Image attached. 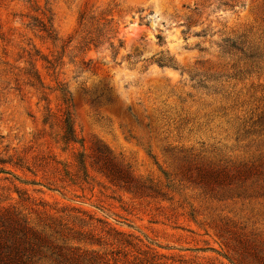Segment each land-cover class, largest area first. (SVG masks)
I'll list each match as a JSON object with an SVG mask.
<instances>
[{
    "label": "rangeland",
    "instance_id": "rangeland-1",
    "mask_svg": "<svg viewBox=\"0 0 264 264\" xmlns=\"http://www.w3.org/2000/svg\"><path fill=\"white\" fill-rule=\"evenodd\" d=\"M237 37L261 50L223 49ZM84 73L91 87L70 89ZM96 151L147 190L113 184ZM79 155L89 178L74 185ZM243 164L259 175L213 190L187 179ZM0 171V208L39 229L76 218L102 237L85 248L128 239L171 264H230L226 227L264 240V0H0Z\"/></svg>",
    "mask_w": 264,
    "mask_h": 264
},
{
    "label": "trees",
    "instance_id": "trees-1",
    "mask_svg": "<svg viewBox=\"0 0 264 264\" xmlns=\"http://www.w3.org/2000/svg\"><path fill=\"white\" fill-rule=\"evenodd\" d=\"M85 16V13L80 15V26H83ZM50 31V35L53 34V31ZM158 40L161 44L164 43L162 37H158ZM224 43L223 49L236 50L244 55L245 50L254 53L261 50L255 45L245 46L244 50L240 49V45L245 44L242 37L227 39ZM113 47L114 43L112 42L111 48ZM119 47H122L121 41ZM156 63L161 67L173 65L170 60L162 57L158 58ZM62 123L61 141L63 144L69 146V144L79 143L73 118L69 112L64 114ZM95 160L100 173H103L113 184L121 185L135 195L143 194L147 190L138 184L128 169L117 164L110 153L96 151ZM77 162L78 170L74 172L75 174L65 171L69 181L74 185H77L76 182L79 180L86 182L89 178L82 155H79ZM0 173L2 172L0 171ZM258 175L254 166L246 164L240 165L233 171L226 167L207 165L198 167L196 176L191 175L187 179L205 189L213 190L215 187H228L234 182L243 184ZM15 191L19 195L21 194L19 191ZM62 214L64 213L62 212ZM88 217L90 221L93 220L92 217ZM75 220L77 219L65 215L51 220L49 224H45L44 228L39 229L15 206L1 207L0 264H40L41 262L49 264H171L164 256L150 250L137 248L136 244L134 245L128 239L117 241L120 242L123 249L113 250L109 253L85 248L81 244L100 246L102 237L96 236L94 234L96 230L91 226L87 227L89 228L87 231L79 227L80 225L76 226ZM223 232L228 236L227 247L232 253L231 257L225 256L230 264H264V240L259 239L258 235L249 236L228 227ZM116 235L125 236L121 232H117Z\"/></svg>",
    "mask_w": 264,
    "mask_h": 264
},
{
    "label": "clouds",
    "instance_id": "clouds-1",
    "mask_svg": "<svg viewBox=\"0 0 264 264\" xmlns=\"http://www.w3.org/2000/svg\"><path fill=\"white\" fill-rule=\"evenodd\" d=\"M86 76L87 73L77 76L69 85L70 89L73 87V85L75 86L76 89H78L81 85H83L85 88L91 87V81L86 80L85 79Z\"/></svg>",
    "mask_w": 264,
    "mask_h": 264
}]
</instances>
